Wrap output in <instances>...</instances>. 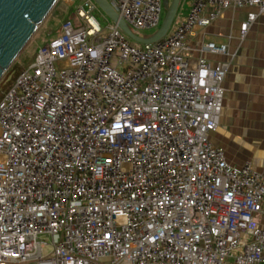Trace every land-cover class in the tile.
<instances>
[{
	"label": "built area",
	"instance_id": "built-area-1",
	"mask_svg": "<svg viewBox=\"0 0 264 264\" xmlns=\"http://www.w3.org/2000/svg\"><path fill=\"white\" fill-rule=\"evenodd\" d=\"M106 1L131 32L161 23L162 0ZM184 3L140 45L84 0L0 93V264H264V174L210 137L229 63L204 56L228 47L191 44L264 0Z\"/></svg>",
	"mask_w": 264,
	"mask_h": 264
},
{
	"label": "crops",
	"instance_id": "crops-1",
	"mask_svg": "<svg viewBox=\"0 0 264 264\" xmlns=\"http://www.w3.org/2000/svg\"><path fill=\"white\" fill-rule=\"evenodd\" d=\"M248 13L257 14V10L246 7L225 11L198 31L191 44L194 47L202 40L227 44L228 56H204L229 63L222 83L220 122L211 141L223 148L229 165L240 167L249 162L264 174V13L257 14L240 40L239 26Z\"/></svg>",
	"mask_w": 264,
	"mask_h": 264
},
{
	"label": "water",
	"instance_id": "water-1",
	"mask_svg": "<svg viewBox=\"0 0 264 264\" xmlns=\"http://www.w3.org/2000/svg\"><path fill=\"white\" fill-rule=\"evenodd\" d=\"M58 0H0V79L23 50L38 26ZM96 6L117 25L133 42L150 45L161 40L170 29L180 0H162L165 15L150 37L134 35L119 19L106 0H92Z\"/></svg>",
	"mask_w": 264,
	"mask_h": 264
},
{
	"label": "rangeland",
	"instance_id": "rangeland-1",
	"mask_svg": "<svg viewBox=\"0 0 264 264\" xmlns=\"http://www.w3.org/2000/svg\"><path fill=\"white\" fill-rule=\"evenodd\" d=\"M84 0H78L76 3L71 5L65 0H58L53 6L51 11L48 13L43 22L38 26L30 40L24 46L21 53L18 55L16 60L12 63L9 69L4 73L0 79V93L4 91L8 85L13 81L20 67L28 65L32 62L35 50L44 45L49 40L53 39L55 34L58 32L60 25L67 19L76 22L75 10L77 7L81 6ZM92 1V0H91ZM171 1V0H169ZM93 2V1H92ZM94 3V2H93ZM95 5V9L92 12V16L95 21L99 24L102 30L106 31L108 26L113 24L110 19ZM188 11L187 5L184 0H180L176 18L180 17V14H186ZM165 15V10L162 11V19ZM73 18V19H72ZM161 19V21H162ZM157 29L146 30V31H136L133 30L132 33L138 37L146 38L152 36ZM20 63V66L18 65ZM48 251V250H47Z\"/></svg>",
	"mask_w": 264,
	"mask_h": 264
},
{
	"label": "trees",
	"instance_id": "trees-1",
	"mask_svg": "<svg viewBox=\"0 0 264 264\" xmlns=\"http://www.w3.org/2000/svg\"><path fill=\"white\" fill-rule=\"evenodd\" d=\"M75 18V17H74ZM73 19V18H72ZM75 20V19H74ZM65 21H72V20H69V19H67V20H65ZM64 21V22H65ZM74 22V21H73ZM57 34H58V32L54 35V36H57ZM23 66V65H22ZM20 70V69H19ZM12 83V82H11ZM11 83L8 85V87L11 85Z\"/></svg>",
	"mask_w": 264,
	"mask_h": 264
}]
</instances>
